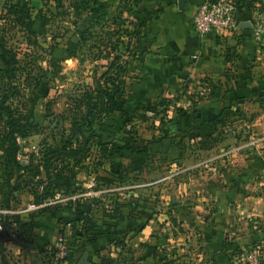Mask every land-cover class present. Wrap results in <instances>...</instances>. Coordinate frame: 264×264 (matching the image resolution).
Segmentation results:
<instances>
[{"label":"rangeland","instance_id":"374dc122","mask_svg":"<svg viewBox=\"0 0 264 264\" xmlns=\"http://www.w3.org/2000/svg\"><path fill=\"white\" fill-rule=\"evenodd\" d=\"M6 1L12 0H0L4 45L17 50L19 57L30 52L34 67L27 83L39 96L33 110L35 129L16 140L22 138L24 146L34 143L42 149L61 144L54 139L69 133L73 100L97 82L110 89L119 115L114 127L99 119L89 125L78 121L84 138H89L72 193L82 194L76 199L78 207L64 208L66 202L40 208L56 212L69 255L75 251L76 260L84 264H249L244 257L253 252L257 263L264 264V184L251 182L264 181V162L256 175L245 171L247 160L257 157L255 147H264V119L227 113L223 122L195 129V111L209 103L205 83L202 89L183 85L163 98H156L150 88L158 112H146L145 120L128 121L125 126L131 133L127 135L121 125L123 108L147 91V85L141 84L143 65L150 58L144 0L141 4V0L138 4L101 0L103 11L96 17L90 0H39L48 22L33 46L27 45L22 31L4 21ZM113 59L114 69L102 77ZM7 80L10 89L21 90L9 89L11 98L19 94L27 98L31 90L16 71L0 79V96L6 93ZM123 138H132L135 151L109 157L103 153L111 154V145L120 146ZM104 160L120 168L119 176L98 167ZM57 168H50L49 181L42 169L33 178L30 171L18 178L15 171L10 189L16 183L17 191L7 197L0 184V209L16 210L32 202L42 204L56 194L68 195L67 188L56 183ZM235 175L242 182L235 184ZM97 176L111 179L96 180ZM40 178L44 181L39 184ZM7 221L0 215L2 230ZM89 233L95 239H108L105 248L95 249L92 259L80 248ZM238 237L243 241L236 242ZM54 249L48 251L59 261L69 257L61 259Z\"/></svg>","mask_w":264,"mask_h":264},{"label":"crops","instance_id":"0c3cea01","mask_svg":"<svg viewBox=\"0 0 264 264\" xmlns=\"http://www.w3.org/2000/svg\"><path fill=\"white\" fill-rule=\"evenodd\" d=\"M206 1L210 0H186L180 10L177 0H144V13H149L144 35L150 58L143 65L141 83L147 85V91L140 93L151 98L150 88H154L156 98H163L172 96L183 85L202 89L204 83L205 88L213 83L224 92L218 98L212 96L204 106L211 107L209 116L214 115L213 110L224 108L222 116L241 113L264 119V43H256L252 31L254 11L257 7L264 11V0L255 9L246 8L241 13L238 24H247L245 27L224 35L209 33L199 37L193 30L192 16L196 6ZM9 67L0 49V70L9 71ZM255 151L257 157L245 164L250 175L258 174L263 167L264 147H255ZM233 179L235 184L242 182L237 175ZM251 182L264 184L263 180ZM14 215L18 214L7 216L11 223L0 231V264H78L75 251L60 261L48 251L54 249L53 243L62 233L56 212L35 209L19 217ZM217 239L221 240V236ZM106 240L98 238L80 248L92 259L95 249L105 248ZM235 241L240 243L243 239L238 237Z\"/></svg>","mask_w":264,"mask_h":264},{"label":"trees","instance_id":"16d2710c","mask_svg":"<svg viewBox=\"0 0 264 264\" xmlns=\"http://www.w3.org/2000/svg\"><path fill=\"white\" fill-rule=\"evenodd\" d=\"M90 1L92 5V14L96 13L95 17L99 16L103 11V2H101V0ZM133 1L135 2V4H138L140 0ZM142 1L143 0L140 1V4L142 3ZM38 2L39 0H12L6 1L4 4V7H6L7 10V19L4 21H8V23H10L9 25H11V28H17L18 31H22L24 35L23 37L25 38V41L29 46L35 45L36 36L45 33V26L48 22V18H46L42 13L43 6L41 7ZM233 3L235 7V17L237 21H239L242 12L245 13L248 8L255 9L256 4L259 3L261 5L262 0H234ZM33 11L36 13L34 14ZM148 14L149 13H146V16L143 20L144 23L149 18ZM151 15L152 14H150V17ZM3 27H1L0 25V49L7 57L8 63L11 68L9 71L0 70V79L4 76L5 73L7 77L14 71L19 72L23 74V84H25L24 87L31 91L28 93L29 95L25 99L19 97L20 94L18 95V97H16L15 95L13 98H11L9 94V83L7 80V89H4L6 90V93L0 96V109H3L0 110V184L6 189L5 196L11 197L12 194L17 191L15 188L17 187L16 183L13 184L15 185L14 189H10V183L15 171L19 175L18 178H22L23 176H25V171H30L31 178H33L35 176H39L42 169L45 172L47 180L49 181L51 179L50 168L55 165L58 166L54 174L57 179L56 183H58V185H63L64 187H66L67 190H65V193L67 192L66 194L72 195V193H75L74 189L77 186V179L75 177L79 171L76 168L81 163L83 164V160L80 159L83 156L85 145L87 144L89 139L84 138V134L80 130L78 121L83 120V122L89 125L92 119H99L103 120L104 124L114 127L116 121L119 120V115L117 113V109L115 108L116 104L110 97V89L106 85L97 82L93 88H87V90L82 92L79 98H75L73 100V104L70 107L71 109H69L71 115L68 116L70 120V128L68 129L69 133L67 135H63L58 141L54 139L55 142L60 141L61 144H56V146L44 145L43 149L39 146V157H33L32 155L30 157V163L27 166L19 164V162L16 160V154L19 149V144L16 138L28 136L29 133H31V131L35 129V124L33 122V110L37 101L39 100V96L33 94L32 90L34 89V86L32 87V89H30L28 87L30 86V84L27 83V77H29V75L31 74L30 71L34 67L30 52H23L21 57H18L17 50H9L4 45L3 38L5 37L6 32L3 31ZM113 61L114 59L110 62L109 67L102 74V77H104V75L107 76L108 73L114 69L113 67L115 64ZM120 72H122V70H120ZM207 87L209 88V92H207L209 95V99L212 96L218 98L224 92L222 91L220 93V88L213 83H209ZM12 89L14 88H11L10 90L12 91ZM18 89L20 88L16 87L14 89L15 93H19V91H21ZM137 98L139 99V101L128 104V106H125V108H123L124 115L121 119V125L124 126L125 130L123 131V133L126 132L127 135L131 133V130L126 129L125 126L127 125L128 121L135 118L145 120L147 118L145 114L146 112H158L157 106L154 104V102H152L150 97H146L145 95L139 93L137 94ZM12 102H14V104H12ZM209 108L211 107L207 106L195 111L198 113L196 115L198 117V120H196L193 124V127L195 129L205 124L215 125L216 123L218 124L223 122L222 115L224 108L215 109V111L213 110V113L215 112L213 116H209L207 114L210 111ZM111 146V154H109L108 150L103 151V153L108 157L121 156L123 155L125 150L135 151L132 138H123L121 139L120 146L113 144ZM33 162L35 163L34 166H32ZM56 163H58V165ZM98 167L105 171L107 174H114L119 176L120 168L115 166L113 162L104 160L98 163ZM40 179L37 180V183L39 184L44 181ZM110 179L102 176L96 177V180H105L106 182H110ZM54 189L55 188H53V190ZM10 191L11 193H9ZM71 203L73 202L69 201L63 207L76 208L78 207L79 199L76 200L73 205ZM84 207L86 208V210L89 209L86 205V202L84 203ZM43 210L53 211L54 209L51 210L50 207H45L43 208ZM85 214L87 213L85 212ZM18 215H14L13 217ZM10 223L11 222H9L8 220V227ZM88 229L89 228H87L86 230ZM60 232H62V230H60ZM95 240H97L95 239V236L93 238V236L89 233L88 242H92Z\"/></svg>","mask_w":264,"mask_h":264},{"label":"built area","instance_id":"2783aa9c","mask_svg":"<svg viewBox=\"0 0 264 264\" xmlns=\"http://www.w3.org/2000/svg\"><path fill=\"white\" fill-rule=\"evenodd\" d=\"M234 0H210L196 6L192 16V26L195 33L199 36H205L209 33L224 35L225 33L236 30L239 27L238 21L235 18ZM253 36L256 43H264V11L257 7L253 17ZM18 138L19 149L16 154V160L19 164L27 166L30 163V157H39L38 147L34 143H29L24 146V140ZM93 183L91 182V185ZM82 194L63 195L56 194L53 198L42 204L34 202L28 203L20 209H0V215L9 216L11 214H27L35 209H40L43 206L66 203L69 201L75 202ZM0 222V231H2ZM66 236L59 234L53 246L57 251V255L64 259L69 255V245ZM246 259L249 264H258L253 252L247 254Z\"/></svg>","mask_w":264,"mask_h":264},{"label":"water","instance_id":"95a60500","mask_svg":"<svg viewBox=\"0 0 264 264\" xmlns=\"http://www.w3.org/2000/svg\"><path fill=\"white\" fill-rule=\"evenodd\" d=\"M186 0H177L178 3V8L180 10L184 9V5H185ZM247 24H239V26L241 27H245ZM78 264H84V262L82 261V259L78 262Z\"/></svg>","mask_w":264,"mask_h":264}]
</instances>
